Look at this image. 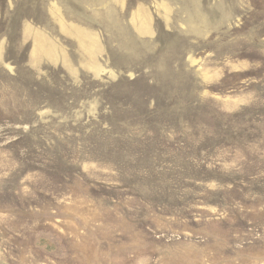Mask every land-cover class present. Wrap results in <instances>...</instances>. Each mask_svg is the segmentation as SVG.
<instances>
[{"label":"rangeland","instance_id":"obj_1","mask_svg":"<svg viewBox=\"0 0 264 264\" xmlns=\"http://www.w3.org/2000/svg\"><path fill=\"white\" fill-rule=\"evenodd\" d=\"M0 264H264V0H0Z\"/></svg>","mask_w":264,"mask_h":264},{"label":"trees","instance_id":"obj_2","mask_svg":"<svg viewBox=\"0 0 264 264\" xmlns=\"http://www.w3.org/2000/svg\"><path fill=\"white\" fill-rule=\"evenodd\" d=\"M38 6L39 5H37V6H33V5H29L28 7H29V10H37L38 9Z\"/></svg>","mask_w":264,"mask_h":264}]
</instances>
